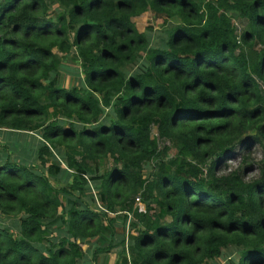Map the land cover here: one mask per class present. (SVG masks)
Instances as JSON below:
<instances>
[{"label": "trees", "instance_id": "trees-1", "mask_svg": "<svg viewBox=\"0 0 264 264\" xmlns=\"http://www.w3.org/2000/svg\"><path fill=\"white\" fill-rule=\"evenodd\" d=\"M145 11L180 20L161 48L131 20ZM64 59L82 84L61 85ZM0 128L41 139L36 166L0 163V264H97L118 211L136 220L116 264H205L227 247L231 264H264V157L243 179L264 142V0H0ZM89 180L105 211L81 200Z\"/></svg>", "mask_w": 264, "mask_h": 264}, {"label": "rangeland", "instance_id": "rangeland-1", "mask_svg": "<svg viewBox=\"0 0 264 264\" xmlns=\"http://www.w3.org/2000/svg\"><path fill=\"white\" fill-rule=\"evenodd\" d=\"M131 20L133 21L136 29L144 35L147 46L160 47V48L164 46V43L166 41L167 27L171 26L172 24L180 23V20H179L177 15L172 14L170 17L165 18V17H160L157 15L154 16L149 11H145L138 16H134L131 18ZM237 24L239 25V27H242V26H240V21H238ZM136 62H137V64H135ZM136 62L132 64L133 70L138 68V67L139 68L141 67L140 63H138V60ZM59 78H60L59 82L63 86H76V85L82 84V81H83L82 75L79 72L78 66L74 63H71L69 61V59H66V60L64 59V69H63V71H59ZM78 80H79V82H78ZM102 109L104 112L107 111V108H105V107H103ZM34 134L36 137L39 138V141L41 142L39 133L37 131H34ZM151 134L153 135L154 132L152 131ZM168 148L169 149L167 151V158L176 154V149L174 146L169 145ZM263 157H264V142L262 144L255 142L252 146H250L249 159L244 165L245 166L244 167L245 173L243 176L244 180H248L250 178L257 177L259 161ZM239 158H240L239 156H235L234 158H229V160L226 162L227 167L225 168V171L226 170L230 171L232 169H239L238 168L239 163H240ZM36 164L26 165V166H36ZM106 168H108L107 161L105 163H102L99 166V173L101 171H103V169H106ZM62 169L67 172L68 176H66V177H68L67 181H69L70 180L69 171H67L64 168H62ZM150 169H151V165H150V163H148V165L144 166V173L147 174V172ZM63 177H64V174H63L62 178ZM49 180H50V178H49ZM51 182L55 183V184L57 183L56 181L54 182V179H52ZM86 183L89 187V190L86 191L87 193H84L83 196H81V200L88 201L89 195H92L93 196V202L92 201H90V202L92 204H94V207L96 209L102 208L105 211V209L103 207H101L99 201L97 200L96 187L94 186V182L89 180V181H86ZM95 183H97V181H95ZM136 198H137V200H136ZM136 198L134 199V201H135L134 206L136 207V211L139 213H142V214L145 213L146 212L145 203L142 202V200H140L139 197H136ZM107 212L111 216H113L115 214L113 212L112 213H110L109 211H107ZM117 213H121V214L124 213L123 214L124 216L126 214V220H124L125 223H123L124 224L123 226L121 223H119L116 226V223H115V229H114V232L111 236L110 243H112V240L115 239L114 244L118 245V241L121 238H123L124 239V245H126L127 235L134 234L133 228H131L130 223H131V221H134L136 219H135V217L131 216L130 212L118 211ZM109 215L106 213L105 216L108 217ZM123 215L122 216L118 215L117 216L118 220L122 221V219L124 217ZM1 218H4L5 220H7V222L5 221L4 224L9 225L12 230L15 229V227L12 225L13 220H14L12 217L7 219L6 216L5 215L3 216V214H2ZM136 227L140 228L141 225L138 224ZM88 242L85 240L82 242H79L80 248L85 252L84 259L87 256H89V254H87L88 250L90 248V244L89 245L87 244ZM104 243H107V241ZM105 245L106 244H104L103 246H105ZM94 248H97V247L93 246L90 248L91 252L94 250ZM112 257H114V260H116V261L118 260L117 251L115 252V254L112 255ZM112 257H111V259H112ZM237 257H238L237 250L233 247H227L226 249L221 250L220 254L216 258H214L213 260H209L205 264H231L228 261V258H232L231 260H236ZM85 260H87V259H85Z\"/></svg>", "mask_w": 264, "mask_h": 264}, {"label": "crops", "instance_id": "crops-1", "mask_svg": "<svg viewBox=\"0 0 264 264\" xmlns=\"http://www.w3.org/2000/svg\"><path fill=\"white\" fill-rule=\"evenodd\" d=\"M39 142V138L35 136L33 131L0 128V163L9 160L16 164H36V150ZM112 243L113 247L110 251L98 255L97 264H116V260H114L112 255L115 254L116 251L118 253L119 247L117 244H114L115 239L112 240ZM87 244H90V248L98 246V243L94 239L90 240ZM90 248L87 253L89 256L86 257V261L90 260Z\"/></svg>", "mask_w": 264, "mask_h": 264}, {"label": "built area", "instance_id": "built-area-1", "mask_svg": "<svg viewBox=\"0 0 264 264\" xmlns=\"http://www.w3.org/2000/svg\"><path fill=\"white\" fill-rule=\"evenodd\" d=\"M136 200H137V198H136ZM100 209H102V208H100Z\"/></svg>", "mask_w": 264, "mask_h": 264}]
</instances>
